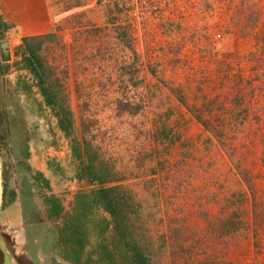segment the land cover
I'll use <instances>...</instances> for the list:
<instances>
[{
	"label": "rangeland",
	"instance_id": "rangeland-1",
	"mask_svg": "<svg viewBox=\"0 0 264 264\" xmlns=\"http://www.w3.org/2000/svg\"><path fill=\"white\" fill-rule=\"evenodd\" d=\"M229 2L233 7L232 19L205 22L209 26L210 36L217 25L218 30L225 29L221 24L231 30L229 29V33L223 32L222 41L218 44L213 45L208 41V44L203 45L207 61L192 70L195 77H186L188 71H179L175 50L170 54L174 59L169 58L168 67L149 69L152 82L147 79L141 95L132 97V101L128 103L117 101L116 105L112 101V104H109L111 106L107 107L103 103L107 101L104 96H84L81 100L78 96H72L76 118L81 120L83 116L82 123L93 129V132L89 131L86 135H92L100 160L109 167L111 173L122 179L119 183L126 188L139 208L138 218L134 219V238L139 240L152 264H195L193 260L195 262L206 255H218L221 243L216 237L206 235L207 224L208 221H216L219 217L228 215L231 209L227 206V197L232 198L237 191L244 193L243 216L249 230L243 234V237H246L243 245L229 251L225 264H264V228L258 232L255 240L251 225L252 207L256 205L264 211V76L263 71L257 70L255 73L249 70L253 64L251 60H254L251 55H257L263 49L259 37L264 34V0ZM110 16L111 12L106 9L105 3L99 1L96 7L65 18L58 28L61 32L55 33V29V32L47 33L52 37L43 46L44 59L49 60L52 55V58L61 62L72 61L89 47L110 44H113L116 50L120 45L131 50L120 40V28L113 25ZM256 20L258 23L254 25ZM8 29L4 35H0V40L10 42L11 53L9 61L0 63V112H5L9 118L10 137H3L1 141L9 142L13 152L9 157L5 152L0 156V168L3 159L10 166L14 165V170L11 169L10 187L18 196L21 193L22 201L27 196H30L31 200L27 201L29 208H26V213L21 212L20 200L18 202L17 199L0 212V220L19 224L16 227L9 225L3 229L4 232L7 234L12 230L11 234L14 236L20 233L23 242L19 243L13 238L14 245L9 247L5 240V247L12 258L10 264H73L65 258L67 252L59 239L63 217L44 220L33 196L34 192H37L45 197L55 198L64 210L69 212L74 197L79 192L88 193L91 186L88 182L78 179L76 165L72 162L71 155L69 156L70 151L64 147L66 139L57 129L50 112L41 109L35 83L33 82L31 91H24V72L15 65L18 60L16 58H19L15 56V51L20 46L21 38L11 27ZM239 35L249 38L238 41L236 39ZM249 48L253 49L250 61L241 58L237 64L238 73L234 72L235 69L232 70L231 63L224 71L227 64L224 61L225 53ZM240 50L236 54L240 53ZM232 57L227 60H232ZM233 61L235 62L234 59ZM260 67L264 69V63H261L258 69ZM205 68H209L212 74L208 80L204 78L206 74L200 71ZM225 73L227 76L224 77V91L229 92V97H232L235 89L244 92L245 96L237 108H243L245 113L240 121L235 123L236 127H233L228 121L234 123L237 111L230 103L225 102L229 113L224 111L222 114L214 109L211 111L213 115L205 112L204 117L209 115L211 121L215 116L223 122L218 125L212 121L215 129L222 126L221 136L215 138L197 121L191 112V106L196 104L202 109V103L211 100L213 96L223 94L219 84L223 77L221 75ZM251 75L256 76L253 84L245 81ZM239 77H243L241 88H234L232 84ZM30 78V75L26 76L28 83ZM171 89L182 91L184 103L177 100L175 92ZM88 99H91L94 107H88ZM100 110L104 112L101 113ZM161 122L174 133H178L180 141L176 142L166 155L168 167L173 163L178 165L169 173L163 172L159 176L163 182L160 202L151 190L153 187L150 179L151 169L155 168L156 162L164 156L158 155L160 145L154 139L155 129L159 128ZM223 125L226 128H223ZM74 135H81L77 128ZM208 136L211 137L212 143L208 148H203V140ZM184 139L191 140V145L180 147V142ZM25 155L28 163L26 169L29 170L27 172L21 164ZM16 163L20 165L19 168ZM237 165L249 178L252 188L242 181L241 173L236 169ZM37 172L47 177L48 187L41 185L40 190L37 188L39 183L33 179ZM146 183L148 185H145ZM204 213H207V218ZM103 215L108 217V214ZM24 225L27 235H35V232H32L35 228L41 229V239H28L24 233ZM105 238L108 244L118 240L112 229L106 232ZM179 238L185 241L182 240L185 252L174 248L176 239ZM89 241L91 245L85 247L83 260L89 254L95 264H98L93 245L94 236L91 235ZM116 250L118 254L120 250ZM117 260L119 264H124L120 258Z\"/></svg>",
	"mask_w": 264,
	"mask_h": 264
},
{
	"label": "trees",
	"instance_id": "trees-1",
	"mask_svg": "<svg viewBox=\"0 0 264 264\" xmlns=\"http://www.w3.org/2000/svg\"><path fill=\"white\" fill-rule=\"evenodd\" d=\"M105 7L111 12L108 5L105 4ZM110 21H114L112 15L110 16ZM257 21L258 20L255 22L253 21L254 25ZM8 27L9 24L0 19V31L7 29ZM119 36L120 40L133 51V45L123 29H120ZM262 36L264 38V34H262L259 39H261L263 43V49L259 51L257 55H251V59L254 60H251L253 64L250 68V72L254 71L257 73V70L263 71L262 74L264 76V69L261 67L258 69L261 63H264V39L261 38ZM51 37L52 36L50 34L23 37L21 45L15 51V56L19 57V60L15 62L17 64L16 66L19 69L27 68L31 74L37 77V85L49 104L54 102V99L50 100V97H54V95H50L46 90L47 88L44 86L42 77H44L46 69L42 65L40 53L44 44H46ZM228 67L229 64H226L224 71ZM221 76L223 77L221 78L219 85L221 86L223 94L213 96L211 100L202 103V109L196 104H192L191 106V112L194 114V117L203 125L204 130L209 132L215 138H219L221 136L222 126L221 128L215 129L212 121L217 122L214 124L218 125L223 124V122L215 116H213L212 121L210 120L209 115H213L211 113L212 109H214V111H219L222 114H224V111L225 113H229L230 110H227L228 108L225 102L230 103L231 107L237 111L234 117V123H232L233 121H228V124L233 127L235 126V123L240 121L241 117L245 113L243 108H237L241 104L243 96H245L244 92L241 89H235L232 97H229L231 96L229 92L224 91L226 90L224 89L226 88V84H224L226 78L224 79V77L227 75L225 73ZM252 77L253 76L251 75L250 79H248L250 84L254 83L256 76ZM242 83L243 77H239L233 82L232 86L234 88H241ZM172 91L175 92L177 100L180 103H184L182 91ZM60 111L62 118L59 126L62 129H68L71 126L69 111L63 109V107H61ZM205 112L209 114L206 117H204ZM231 119H233V117ZM1 124L5 125L7 131L9 130L8 117L3 111L0 112V125ZM223 128H226V126ZM154 139L157 141V144L160 145L158 155L165 156L160 158L159 162H156L157 165H155V168L151 169L152 178L150 179L153 187L151 190L154 191L155 197L157 199L159 198V201L161 202V188H163V182L159 179V176L163 172L166 174L169 173L173 167L178 165L173 163L170 167H168L169 162L166 155L169 153L171 147L175 145L176 142L180 141V136L178 133H174L171 128L167 127L164 122H161L159 128L156 127L155 129ZM191 143V140L184 139L180 142V147L190 146ZM203 143V148H208L212 143L211 137H206L205 140H203ZM85 152L88 157V163L85 166L87 182L94 185V187H92L88 193L79 192L74 197L73 205L70 208V211L63 215V222L59 229V239L67 252L65 258L73 264H95V261L92 260L89 254L83 260V251L86 246L91 245L89 239L92 235L95 238L93 245L95 246L94 251L96 254V263L98 264H119L117 258H120V261L124 264H152L150 257L145 253L143 247L134 238V232L136 229L134 219L138 218L139 209L136 207L137 204L131 199L132 196L126 191V188L124 189V187L120 184L108 185L110 181L117 180L119 177H117L114 173H111L109 171V167L104 163L100 161L96 162L95 155H93L91 150L87 147ZM26 167L27 166L24 163L23 168L27 172ZM236 169L239 173H241L242 181L252 188L249 183V178L240 170L238 165L236 166ZM81 172L83 171L81 170ZM2 173V207L4 209L16 199L17 193L10 187L9 179L11 172L8 168V164L3 163ZM81 177L82 174H79L78 178L81 179ZM33 179L39 183V186L36 185L38 189L42 186L48 187L46 180L41 179V176L38 173L34 174ZM155 183L157 186H155ZM145 185L148 184L146 183ZM34 195L37 196L34 203L39 209L44 220H50L61 214L63 208L57 199L49 196L45 197L40 193L37 194V192H34ZM243 196L244 193L237 191L232 198L231 196L230 198L227 197V206L231 209L228 215L224 218L219 217L216 221H208L209 224H207L206 235H208V237H216L221 243L218 255H206L195 262L193 260V263L225 264L229 251L235 247H241L243 245V242L246 239V237H243V234L249 230V225L244 220L243 216ZM99 210L108 214V217L100 213ZM252 210L253 221L251 225L253 227L254 239L256 240L258 232L264 228V211H261V208L258 209L256 205L252 207ZM204 214L205 218H207V213ZM110 226L112 227V231L115 233L118 240H116V242L113 240V242L111 241L112 243L108 244L105 238V233ZM173 231L175 232L176 230ZM182 240L183 238L176 239L174 248L185 252V246L182 243ZM183 242L185 241L183 240ZM160 246H162V244ZM116 249L120 250L118 254H116Z\"/></svg>",
	"mask_w": 264,
	"mask_h": 264
},
{
	"label": "crops",
	"instance_id": "crops-1",
	"mask_svg": "<svg viewBox=\"0 0 264 264\" xmlns=\"http://www.w3.org/2000/svg\"><path fill=\"white\" fill-rule=\"evenodd\" d=\"M99 1L100 0H0V19L9 24L8 28L11 27L15 34L20 35L22 43L23 37L44 35L52 31L55 32V29H57L55 33L61 32L58 28L61 27L65 18H71V16H76L83 11L96 7ZM8 28L0 31V34L2 33V35H4L6 30H9ZM133 52L123 45H120L117 50L113 44L102 47L92 46L82 51L80 56L77 55L75 60L61 62L59 59L52 58V55L48 58L49 60H45L41 51L40 56L42 65L46 69L44 77H42L44 86L47 88L46 90L50 95H54V97H50V100L54 99V102L50 104L47 102V99L44 98V95L37 85V77L31 74L27 68L21 69L25 76H23L25 83L24 91H31L33 82L35 83L34 85L37 87L39 92L38 95L40 96L38 99L40 107L50 112L55 119L57 129L65 137L64 147L68 148L70 151L69 156L71 155L72 162L76 165L77 176L82 174L81 179L78 178L81 182H87L85 166L88 163V157L85 152L86 147L95 155L96 162L102 161L96 152L95 145L92 141V135L90 137L86 135L89 131L93 132V129L91 130L82 123V121H84L83 116L81 120L76 118V113L74 112L75 104L72 100V96L75 98L78 96L79 100L83 99L84 96H104L107 101H103V103L106 104L107 107L109 104H112V101L117 105L118 102L128 103L132 101V97L140 96L147 79L152 82V76L150 75L149 69H146L140 62L137 55L138 53L135 52L134 48ZM51 58L56 61L53 62ZM16 59L19 60V58ZM15 65L17 64L15 63ZM29 75L31 76V81L28 83L26 76L29 77ZM110 96H113V98H110ZM68 98L70 100H68ZM86 103L90 104H88L90 108L95 106L91 99H88ZM116 105H114V108H116ZM110 106L111 105H109V107ZM61 107L69 111L70 114L71 126L68 129H62L59 126L62 118L60 111ZM100 111L101 113L104 112L102 110ZM76 128L80 131L82 137L81 135H74L76 134ZM24 157V163L28 166L26 155ZM81 170L83 172H81ZM2 171L3 163L1 162L0 212L5 209L2 207ZM37 173L41 176V179L47 182L48 179L45 175L42 176L40 172ZM121 180L122 179L119 177L117 180L110 181L108 185L120 184L119 182H121ZM90 186L91 188L94 187V185L91 184ZM16 199L18 202L20 200L21 212L26 213V211H28L26 208H29L27 201L30 199V196H27L26 199L22 201V195L19 193ZM99 212L102 214L104 213L102 210H99ZM65 213L67 212L63 208L61 214L57 218L63 217ZM9 225L12 227L19 226V224H11L10 222L0 220V264H4V261L5 264H10V259H12L9 257L8 250L5 247L6 241L4 234H6V231L4 232L3 230L8 228ZM12 227L9 228L12 229ZM109 229H112V227L110 226ZM33 230L32 232H35V235H27V229L24 225V233L28 239L36 237L41 239V235L43 234L42 230L38 228ZM11 233L12 230L6 235ZM10 236L12 239L14 238L17 240V242L23 243L20 233L18 235L15 234L16 237L12 234ZM137 241L139 243V240Z\"/></svg>",
	"mask_w": 264,
	"mask_h": 264
},
{
	"label": "built area",
	"instance_id": "built-area-1",
	"mask_svg": "<svg viewBox=\"0 0 264 264\" xmlns=\"http://www.w3.org/2000/svg\"><path fill=\"white\" fill-rule=\"evenodd\" d=\"M101 1L110 7L114 18L113 25L124 30L146 69H165L168 67L170 54L176 50L179 71L181 73L188 71L186 77H195L192 70L207 61L203 45L208 44V41L213 45L218 44L222 41L223 32L229 33L231 30L224 24H221V27L225 28L223 30H218V25L214 26L215 31L211 35V41L209 26L205 23L210 20L232 19L233 7L230 6L229 0ZM250 37L253 38V36ZM247 38L249 37L239 35L236 40ZM239 50L236 49L234 53H225L226 59H224L227 64H232L231 68L235 69L236 73H238L236 70L238 61L241 58H247L250 61V54L253 52V49L249 48L240 50V53L236 54ZM230 56L234 58L228 61ZM200 71L206 74L204 78L207 80L211 78L209 68L200 69ZM241 75L243 76L242 73ZM250 77H247L245 81H248Z\"/></svg>",
	"mask_w": 264,
	"mask_h": 264
},
{
	"label": "flooded vegetation",
	"instance_id": "flooded-vegetation-1",
	"mask_svg": "<svg viewBox=\"0 0 264 264\" xmlns=\"http://www.w3.org/2000/svg\"><path fill=\"white\" fill-rule=\"evenodd\" d=\"M2 63V62H1ZM9 119V118H8ZM9 129V128H8ZM9 131V130H8ZM7 131V128L5 127V125H3V124H1L0 125V156H3V154H4V152H5V154H7V156L9 157V156H11L12 155V152H13V149H12V147L10 146V143L9 142H5V143H3L1 140H2V138L3 137H8L9 138V135H10V132H8ZM2 163H4V164H8V162L5 160V159H3V162ZM16 165H18L17 163H16ZM20 167V165H18V167L17 168H19ZM8 168L10 169V176L12 175V170L11 169H13L14 170V165H12V166H10V164H8ZM16 168V167H15ZM34 197V199L35 198H37V196H33ZM54 218H57V217H54ZM30 232V231H29ZM26 251V250H25Z\"/></svg>",
	"mask_w": 264,
	"mask_h": 264
},
{
	"label": "water",
	"instance_id": "water-1",
	"mask_svg": "<svg viewBox=\"0 0 264 264\" xmlns=\"http://www.w3.org/2000/svg\"><path fill=\"white\" fill-rule=\"evenodd\" d=\"M10 59H11V53H10L8 41L7 40H0V61L3 63V62L9 61ZM4 238L7 241V244L9 245V247H11V245L13 243L11 236L10 235L6 236L4 234Z\"/></svg>",
	"mask_w": 264,
	"mask_h": 264
}]
</instances>
